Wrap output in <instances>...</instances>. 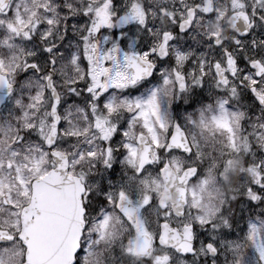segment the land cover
Here are the masks:
<instances>
[{
	"label": "snow or ice",
	"instance_id": "6c2138e0",
	"mask_svg": "<svg viewBox=\"0 0 264 264\" xmlns=\"http://www.w3.org/2000/svg\"><path fill=\"white\" fill-rule=\"evenodd\" d=\"M0 264H264V0H0Z\"/></svg>",
	"mask_w": 264,
	"mask_h": 264
}]
</instances>
